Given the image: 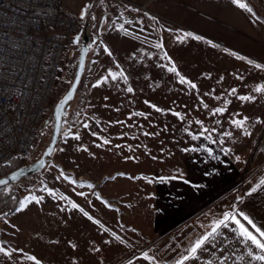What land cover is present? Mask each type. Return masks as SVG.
Instances as JSON below:
<instances>
[{
  "label": "rangeland",
  "instance_id": "374dc122",
  "mask_svg": "<svg viewBox=\"0 0 264 264\" xmlns=\"http://www.w3.org/2000/svg\"><path fill=\"white\" fill-rule=\"evenodd\" d=\"M202 1L206 6L211 0ZM218 1L214 3L222 11L230 7L229 0ZM189 4V0H61L63 11L80 22V40L66 51L64 69L33 151L24 160L26 166L39 161L52 140L55 107L71 88L88 34L86 71L65 110L60 140L46 169L4 186L18 198V206L32 196L43 199L28 203L23 211L0 214V245L12 252L10 257L0 253V264H34L28 256L41 264H98L101 258L104 264H119L132 255L136 236L138 245L150 243L147 249L162 239L156 217L151 216L167 204L161 194L177 185L171 175L189 174L192 179L198 173L195 181L216 182L215 198L199 202L207 207L217 203L218 212L264 179V92L254 91L264 86V58L194 28L185 21ZM85 5L92 7L81 19ZM173 64L179 76L168 71ZM110 71L117 73L116 80ZM120 71L127 80L118 75ZM180 76L197 87L180 83ZM104 77L108 79L93 86ZM226 101V111L213 115ZM244 117L243 129L231 123ZM85 122L88 128L83 127ZM202 126L215 131L192 139L189 133L198 135ZM226 131L231 136L220 143ZM77 132L79 139L73 135ZM103 139L110 143L103 144ZM61 170L76 183L58 179ZM81 192L85 195H78ZM70 202L93 220L71 208ZM113 232L121 240L114 239Z\"/></svg>",
  "mask_w": 264,
  "mask_h": 264
},
{
  "label": "crops",
  "instance_id": "0c3cea01",
  "mask_svg": "<svg viewBox=\"0 0 264 264\" xmlns=\"http://www.w3.org/2000/svg\"><path fill=\"white\" fill-rule=\"evenodd\" d=\"M189 1L190 4L186 7V22L201 32L207 33L214 40H223L233 47L244 48L250 56L257 55L264 58V22L257 19L254 12L249 13L247 9H241L238 4L233 3V0H229L230 7L223 11L217 5L218 0H211L206 6L201 4H206L202 0ZM250 1L264 17V0ZM240 2L247 4L245 0H240ZM201 5L202 8H200ZM247 6L250 7L248 4ZM194 174L192 179L189 174L171 175V177H176L173 182L177 185L161 194L162 203L167 202V204L160 207L154 217L151 216V218L156 217L155 224L160 227L162 239L155 247L147 249L150 243L141 241L144 245H138L136 236L132 240V255L119 264H129L130 261L131 264H176V261L186 254V249L190 248L198 237L209 231L212 222L221 219L225 212L243 213L252 219L257 227L264 230V184L261 183L264 179L254 187L256 191L251 189L242 199L234 204H227L228 209L225 208L218 212L217 203L207 207V204L202 206L199 202L211 197L215 198L216 182L212 184L210 180L208 183L195 181V177L199 178L200 175ZM175 206L178 211L175 214L170 213V209ZM193 214L195 215L192 216ZM237 219H240L249 231L258 236L255 229L242 216L237 215ZM137 224L140 223L137 222ZM175 224H177L176 228L172 226ZM236 227L235 224H230L229 228H222L220 231L223 236L217 238V248H209L199 253V259H191L186 264H208L209 261H212V264H218V258L222 255L229 256L227 264H264V262L254 261L248 257L250 247L254 252L257 250L250 243L244 244L237 238L236 233L232 231ZM221 247L226 251L221 253L218 250ZM144 252L154 257L155 260L150 262L143 259ZM98 264H104L102 258Z\"/></svg>",
  "mask_w": 264,
  "mask_h": 264
},
{
  "label": "built area",
  "instance_id": "2783aa9c",
  "mask_svg": "<svg viewBox=\"0 0 264 264\" xmlns=\"http://www.w3.org/2000/svg\"><path fill=\"white\" fill-rule=\"evenodd\" d=\"M79 27L61 0H0V168L33 151Z\"/></svg>",
  "mask_w": 264,
  "mask_h": 264
},
{
  "label": "snow or ice",
  "instance_id": "6c2138e0",
  "mask_svg": "<svg viewBox=\"0 0 264 264\" xmlns=\"http://www.w3.org/2000/svg\"><path fill=\"white\" fill-rule=\"evenodd\" d=\"M101 2H103V0H101ZM233 3H236L238 4V6L241 8V9H247V11L249 13H253V9L251 7H248L247 4L245 3H242L240 2V0H233ZM92 7V5H85L84 8L81 10V19H84L85 16H87L89 14V8ZM93 20H95V16L92 17ZM257 19H259V17H257ZM121 29H123V25H120ZM186 37L187 36H192L193 34L192 33H185L184 34ZM195 39H201V37L199 36H196L194 37ZM80 40V37L77 36L76 37V40L74 41L75 43H78ZM157 48H160L162 47V44H157L156 45ZM105 51L108 52V55H112V53L107 49L105 48ZM165 57H167V53H165ZM163 58V57H162ZM239 59H244V57H238ZM249 63H251V61H249ZM257 68L261 67V65L257 64L256 65ZM168 71L170 72H176L177 75L179 76L180 74L177 72L176 70V67L175 65L173 64L171 67L168 68ZM121 78H123L124 80H127V77L124 75V72L123 71H120L119 74H118ZM109 76L111 77L112 80H116L117 79V73H114V72H109ZM108 79V77H104L102 78L101 81H99L97 83V85H93L94 87L95 86H99V83L101 82H104ZM180 83L184 84V83H187L190 85L191 88L195 89L197 86L195 83H192L190 81H187L185 79V77L183 76H180ZM127 91L128 92H132L133 89L131 87H128L127 88ZM255 92H264V86H258L255 88L254 90ZM232 93H235L236 92V89H232L231 90ZM72 99V91H69V93L67 94V96L60 101L58 107H57V112H62L65 110V105L67 104L68 101H70ZM239 99L241 100H251V99H254V97H251V96H240ZM147 103V101H146ZM227 101L225 102V107L223 108H216L212 111V114L213 115H216V114H222L226 111L227 109ZM153 107H155L153 105ZM204 107L206 108L207 105H204ZM157 111H161L159 108L156 109ZM174 115H177L178 117H180L181 119H183V117L181 116L180 113H174ZM247 121V117H244L242 119H239V120H236V119H233L231 121V123L235 126V127H238V128H244V125H245V122ZM197 124H201L202 125V122L201 121H197L196 122ZM83 127L84 128H88L89 125L88 123H84L83 124ZM215 131V129H212V130H209L207 128H204L203 126L201 127V131L198 135L196 134H191L189 133L190 135H192V139H198L199 136H203L204 133L208 132V133H211ZM245 134H248L247 131L245 130ZM65 136L68 135V133H64ZM75 139H79L80 136H79V133H73ZM92 135L96 136L97 133H92ZM145 135H149V133H145ZM224 136H231V132H224L221 134V139H220V143H223V137ZM213 143H216L217 141L216 140H212ZM110 141L108 139H103V144H109ZM98 147L101 146V145H97ZM119 147V145L117 146ZM62 150V149H61ZM85 151H87V149L85 148L84 149ZM194 150V149H193ZM185 151H187V149H185ZM222 151H225V153H227L228 150L226 149H222ZM52 152V149H49V152L47 154H51ZM210 154H211V150H209ZM155 159V157H153ZM237 159H239V157H236ZM129 159H131V157H129ZM44 165V162L41 161L40 162V166L43 167ZM19 175H24L23 173V170H21V172L19 173ZM120 175H123V174H120ZM17 177L16 176H13L11 179L15 180ZM58 179L59 178H63L65 180H69L71 183L75 184L76 181L74 179H72L71 177L65 175V173L63 172V170H61L60 172V176L57 177ZM174 178V177H173ZM114 179V177H113ZM161 181L167 179L165 177H160L159 178ZM150 183L152 181H149ZM262 184H264V180L261 181ZM8 185V180H0V186H7ZM80 187H84L83 184H80L79 185ZM87 187L89 188H93L94 185L92 184H88ZM5 190L6 187H5ZM47 191H49V194H53L51 190L49 189H45ZM252 191H256V188H253ZM78 195H85V193H78ZM64 199H67V197H63ZM97 198L99 199V196H97ZM43 199V197H40V198H37L36 196H32L31 197V200L29 201L27 198L25 200H22L19 202V206L16 208V211L17 212H20V211H23V209L27 206L28 203L34 201L36 203H40V201ZM71 203V208L73 209H79L86 217H88L89 220H93V217L90 216L88 214V212L84 211L83 208H80V206L74 202H70ZM7 215V214H5ZM237 215H240L243 217V219L245 221H247V223L249 225L252 226V228L255 229V232L258 233V236L257 235H254L252 231H249V229L247 227H245V225L243 223H241V220L240 219H237ZM94 223H97L99 224L100 222L98 220H95ZM230 224H235L237 227L236 228H233L232 231L234 233H236L237 235V238L239 240H241L244 244H251L252 246L255 247V249L257 251H253L252 248L250 247L248 249V257L251 259V260H254V261H260V262H264V230H261V228L257 227L254 223H253V220L250 219L248 216L244 215L243 213H234V212H225L223 214V217L221 219H218V220H214L210 226V230L209 231H206L204 234H202L200 237H198L192 244V246L188 249H186V254H183L179 260L176 261V264H186L187 261L191 260V259H199V253L201 252H204V251H207L209 248H217V244H216V241H217V238L218 237H222L223 236V233L220 231L222 228L224 229H227L230 227ZM101 227H103V225H100ZM105 231H108V229H104ZM112 236L114 237V239L116 240H121V237L118 236L116 233H112ZM110 241H106V243H108ZM73 247H75V245H73ZM221 253L225 252L226 249L224 248H219L218 249ZM14 251H22V250H14ZM0 253H2L3 255L5 256H11L12 255V252L8 251L4 246L0 245ZM27 259L29 260H32L34 261V264H41V261L39 259H37L35 256H28ZM143 259L145 260H149L150 262L151 261H154L155 258L154 257H150L149 254L147 252H144L143 253ZM229 259V256L227 255H222L218 258V264H227V261ZM240 259H243V257H240ZM129 264H131V261L129 262ZM208 264H212V261H209Z\"/></svg>",
  "mask_w": 264,
  "mask_h": 264
},
{
  "label": "water",
  "instance_id": "95a60500",
  "mask_svg": "<svg viewBox=\"0 0 264 264\" xmlns=\"http://www.w3.org/2000/svg\"><path fill=\"white\" fill-rule=\"evenodd\" d=\"M88 42H89V36H88V34H86L84 36L83 46L81 47V50H80V56H79V62H78V66H77L76 75H75L74 81L71 85V88L69 90V91H72V99L70 101H68L67 104L65 105V110L68 107L69 103L75 98V96L77 94V90L79 89L81 82H82V79H83V76L85 74L86 65H87V58H88V53H89ZM69 91H68V93H69ZM67 94L64 96V98L67 96ZM59 103L56 105L55 110H54L55 127H54V131H53L52 140H51L49 146L47 147V149L45 150L42 158L39 161H37L35 164L30 165V166H25L24 168H21L15 172L9 174L7 177L1 178L0 180H8V184L18 182L27 176H30L32 174L43 171L47 167L48 159L54 153V151L58 145L60 135H61V131H62V121H63V115L65 113V110L62 112H59V113L57 112V107H58ZM49 149H52V152L50 155L47 154L49 152ZM41 161L44 162L43 167L40 166ZM21 170H23L24 175H19ZM13 176H16L17 178L15 180L11 179ZM0 187H4V186H0Z\"/></svg>",
  "mask_w": 264,
  "mask_h": 264
},
{
  "label": "trees",
  "instance_id": "16d2710c",
  "mask_svg": "<svg viewBox=\"0 0 264 264\" xmlns=\"http://www.w3.org/2000/svg\"><path fill=\"white\" fill-rule=\"evenodd\" d=\"M245 2L253 9V12L256 15V17H259V19L264 22V17L258 13V11L256 10V7L251 3V1L245 0ZM25 166L26 165H25L24 159L19 158V157L13 158L12 160H10L9 163H7L6 165L0 168V179L7 177L9 174L21 168H24ZM43 171L32 174V175H37L39 173H42ZM27 177H30V176H27ZM4 189L5 187H0V214L5 212L6 210H10L11 212H14L16 208L18 207V200H17L18 198L11 195L10 193L5 192Z\"/></svg>",
  "mask_w": 264,
  "mask_h": 264
},
{
  "label": "bare ground",
  "instance_id": "6f19581e",
  "mask_svg": "<svg viewBox=\"0 0 264 264\" xmlns=\"http://www.w3.org/2000/svg\"><path fill=\"white\" fill-rule=\"evenodd\" d=\"M56 88V87H55Z\"/></svg>",
  "mask_w": 264,
  "mask_h": 264
}]
</instances>
